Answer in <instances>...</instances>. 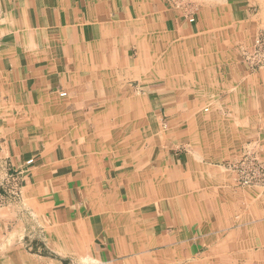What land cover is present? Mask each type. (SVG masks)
Returning a JSON list of instances; mask_svg holds the SVG:
<instances>
[{
  "label": "crops",
  "instance_id": "0c3cea01",
  "mask_svg": "<svg viewBox=\"0 0 264 264\" xmlns=\"http://www.w3.org/2000/svg\"><path fill=\"white\" fill-rule=\"evenodd\" d=\"M258 36L264 0H0V210L38 264H264V189L225 170L264 162Z\"/></svg>",
  "mask_w": 264,
  "mask_h": 264
},
{
  "label": "built area",
  "instance_id": "2783aa9c",
  "mask_svg": "<svg viewBox=\"0 0 264 264\" xmlns=\"http://www.w3.org/2000/svg\"><path fill=\"white\" fill-rule=\"evenodd\" d=\"M242 60L251 70L264 67V41L261 36L255 38L250 48L242 52ZM33 164L32 159L25 162L26 167ZM225 170L231 174L238 186L264 189V162L254 147L243 148L236 158L225 164ZM23 174L22 169H13L9 162L0 161V208L7 201L16 200L21 196Z\"/></svg>",
  "mask_w": 264,
  "mask_h": 264
},
{
  "label": "rangeland",
  "instance_id": "374dc122",
  "mask_svg": "<svg viewBox=\"0 0 264 264\" xmlns=\"http://www.w3.org/2000/svg\"><path fill=\"white\" fill-rule=\"evenodd\" d=\"M261 38L264 41V37L261 36ZM261 71H264V67L260 69H253V70L249 69V72L251 73H257ZM1 211L4 212V210L3 209L0 210V220L5 221V222L7 220L8 222H7L6 227L0 226V259H4L8 257L7 255H9L10 251L14 250V251H18L20 254L27 257V259L33 262L34 264H38L35 261L34 257L32 256L37 250L36 246H34L33 244H29L27 241L28 240L27 238H25L24 240L21 239L22 234H26L28 230H26V232L24 233L23 231H21L22 233L19 232V230L14 228L15 225L10 221V217L8 218L7 216L4 217L5 215L3 216L2 215L3 213H1ZM40 250H41V254H50L52 256L51 259L60 261V257L57 254L48 251L44 245H41ZM83 263L84 262H82V264ZM63 264H70V262L65 261L63 262Z\"/></svg>",
  "mask_w": 264,
  "mask_h": 264
},
{
  "label": "bare ground",
  "instance_id": "6f19581e",
  "mask_svg": "<svg viewBox=\"0 0 264 264\" xmlns=\"http://www.w3.org/2000/svg\"><path fill=\"white\" fill-rule=\"evenodd\" d=\"M264 37V36H263ZM205 111H207V109H205ZM111 132V131H110ZM141 133V132H140ZM144 135V134H143ZM65 222V221H64ZM75 227V226H74ZM80 227V226H79ZM76 231V229H75ZM84 233V232H83ZM63 234V233H62ZM74 234V233H72ZM77 234V232H76ZM55 236V235H54ZM76 236V235H75ZM74 236V237H75ZM79 238V237H78ZM9 241V240H8ZM59 241L54 239L51 241V248H55L57 247L59 254L64 255L65 253H67L66 247L63 244H59ZM74 244V243H73ZM67 245V244H66ZM82 248L83 250L86 249V245L82 242ZM72 247V246H71ZM89 248V247H88ZM92 248V247H91ZM69 250H71L69 248ZM55 252V251H54ZM70 253V252H69ZM66 255V254H65ZM91 255V254H90ZM94 255V254H93ZM8 257L4 258V259H0V264H34L33 262H31L30 260L27 259V257H25L24 255L20 254L18 251H10L9 255H7ZM44 264V262H43ZM47 264H59L57 262L54 261H49V263Z\"/></svg>",
  "mask_w": 264,
  "mask_h": 264
}]
</instances>
